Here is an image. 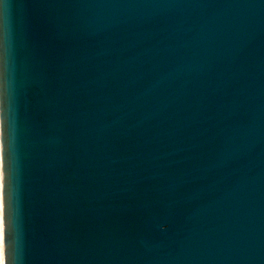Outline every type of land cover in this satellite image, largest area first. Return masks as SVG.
I'll return each mask as SVG.
<instances>
[{
    "label": "water",
    "instance_id": "obj_1",
    "mask_svg": "<svg viewBox=\"0 0 264 264\" xmlns=\"http://www.w3.org/2000/svg\"><path fill=\"white\" fill-rule=\"evenodd\" d=\"M0 264H264V0H3Z\"/></svg>",
    "mask_w": 264,
    "mask_h": 264
},
{
    "label": "snow or ice",
    "instance_id": "obj_2",
    "mask_svg": "<svg viewBox=\"0 0 264 264\" xmlns=\"http://www.w3.org/2000/svg\"><path fill=\"white\" fill-rule=\"evenodd\" d=\"M0 6H6V5H4L3 0H0ZM2 79H3V70H2V62H0V97H2V95H3V93H2V88H3ZM0 148H2V146H0Z\"/></svg>",
    "mask_w": 264,
    "mask_h": 264
}]
</instances>
